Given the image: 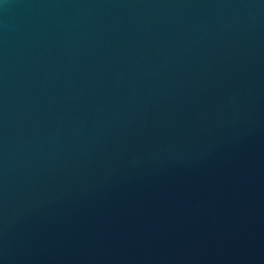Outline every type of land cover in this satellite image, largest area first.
I'll list each match as a JSON object with an SVG mask.
<instances>
[{"label":"water","instance_id":"obj_1","mask_svg":"<svg viewBox=\"0 0 264 264\" xmlns=\"http://www.w3.org/2000/svg\"><path fill=\"white\" fill-rule=\"evenodd\" d=\"M0 264H264V0H0Z\"/></svg>","mask_w":264,"mask_h":264}]
</instances>
